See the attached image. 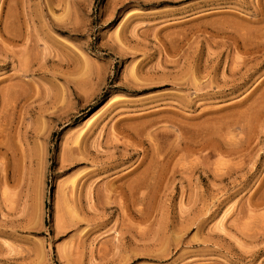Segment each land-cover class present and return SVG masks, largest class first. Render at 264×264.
<instances>
[{
	"label": "rangeland",
	"instance_id": "374dc122",
	"mask_svg": "<svg viewBox=\"0 0 264 264\" xmlns=\"http://www.w3.org/2000/svg\"><path fill=\"white\" fill-rule=\"evenodd\" d=\"M0 264H264V0H0Z\"/></svg>",
	"mask_w": 264,
	"mask_h": 264
},
{
	"label": "bare ground",
	"instance_id": "6f19581e",
	"mask_svg": "<svg viewBox=\"0 0 264 264\" xmlns=\"http://www.w3.org/2000/svg\"><path fill=\"white\" fill-rule=\"evenodd\" d=\"M73 188V187H72ZM110 193V192H109ZM111 194V193H110Z\"/></svg>",
	"mask_w": 264,
	"mask_h": 264
}]
</instances>
